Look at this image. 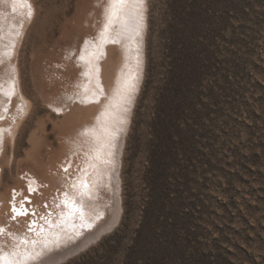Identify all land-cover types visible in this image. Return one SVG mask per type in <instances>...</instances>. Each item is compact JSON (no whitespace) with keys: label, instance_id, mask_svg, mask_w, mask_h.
Masks as SVG:
<instances>
[{"label":"rangeland","instance_id":"obj_1","mask_svg":"<svg viewBox=\"0 0 264 264\" xmlns=\"http://www.w3.org/2000/svg\"><path fill=\"white\" fill-rule=\"evenodd\" d=\"M103 1L33 0L17 53L31 110L0 160V199L72 156L89 121L72 101L76 56ZM146 1L121 216L58 264H264V0Z\"/></svg>","mask_w":264,"mask_h":264},{"label":"bare ground","instance_id":"obj_2","mask_svg":"<svg viewBox=\"0 0 264 264\" xmlns=\"http://www.w3.org/2000/svg\"><path fill=\"white\" fill-rule=\"evenodd\" d=\"M31 4L33 15L30 20L25 18L23 28H20L21 17L10 11V0H0V53H11L10 56L0 55L3 60V63L0 62V89L3 90L0 91V117H3L0 119V130H4L0 138V160L7 142L15 144L23 113L31 110L28 105L30 101L22 90L17 63V53L26 27L34 20L33 0ZM101 5L104 17L94 36L90 37L76 56L79 65L77 70L81 75L76 81L79 90L73 95L72 101L76 99L78 105L84 108L80 110L77 106L81 113L84 112L81 121L84 122L83 116L90 119L82 126L75 123L80 128L77 138L71 140L77 141L72 145V156L57 162L54 170L48 171L44 181H40L43 177L39 180L36 174L30 173L26 187L21 185L8 197L0 199V228L4 229L0 233V252L10 253L15 250L22 254L27 251L35 255L41 252L44 243L48 244L50 251L31 261V264L64 262L69 256L87 247L92 240L111 230L119 221L123 209L122 159L132 109L145 71L144 27L148 20V5L144 0L143 18L138 21V34L136 22H129L123 27L120 23H115L109 27L104 37L100 34L107 22L108 0L101 2ZM17 32L20 34L16 35ZM112 40L118 42L112 43ZM81 56L84 57L83 60L80 59ZM126 85L134 87L125 92ZM9 90L14 91L11 97L4 95ZM118 93L125 96V101H120ZM71 105L72 103L67 107L70 108ZM56 109L62 110L64 114L67 112L63 106H56ZM72 113L69 112L70 115ZM80 114L74 117L78 119ZM85 130L89 131L86 133ZM65 199L74 202L81 211L69 217L70 208L65 206ZM21 201L24 202L23 209L27 210L28 215L13 219L15 213L12 208L15 206L20 209ZM61 213L64 214L63 217ZM41 217L58 226L49 227ZM33 220L36 221L35 224L32 223ZM23 240H27L28 244H23ZM33 240L37 241L35 245L31 243Z\"/></svg>","mask_w":264,"mask_h":264},{"label":"snow or ice","instance_id":"obj_3","mask_svg":"<svg viewBox=\"0 0 264 264\" xmlns=\"http://www.w3.org/2000/svg\"><path fill=\"white\" fill-rule=\"evenodd\" d=\"M11 3V10L13 13L18 14L21 17V23L20 28H23V20L27 18L28 20L31 19L33 15V9L31 0H10ZM144 5V0H108V7L106 9V18L107 22L104 24V30L101 32V37H104L107 33L109 27L112 24L120 23L123 26H126L129 22H136V29L138 34L139 29V20H142L143 18V12L142 8ZM20 33L17 32L16 35H19ZM2 39V37H0ZM112 43H117V40H112ZM10 43H12L10 41ZM14 47V44H13ZM9 52L0 53V55H7L10 56ZM81 60L84 59L83 56L80 57ZM2 62V61H0ZM87 74V73H85ZM132 85H126L125 86V92L131 91ZM0 91H3L0 89ZM14 94L13 90H9L8 92H4V95H7L11 97ZM120 101H125V96L123 94H119ZM119 106V105H117ZM5 112L7 111V108L4 109ZM0 119H3V117H0ZM4 130H0V138H2V132ZM89 130H85L87 133ZM29 191H32V189H29ZM27 199V198H25ZM23 201H21V208L18 209L15 206H13L12 211L15 213L13 216V219L16 218V216H26L28 215V212L26 209H23ZM65 206L70 208V211L68 213V216L71 217L75 212H80L81 209L76 207L74 202H70L69 200L65 199L64 201ZM59 207V205L57 206ZM63 213H61V216L63 217ZM81 217H83V213L81 212ZM42 220L45 221L46 224H48L49 227H56L58 225H53L50 220H47L45 217H41ZM33 224L36 223L35 220L32 221ZM31 231V229H29ZM41 230H43V226L41 225ZM4 232L3 228H0V233ZM23 244H28L27 240L22 241ZM33 245L37 243V241L33 240L31 241ZM58 246V245H57ZM47 251H50L48 248V244L44 243L43 248L40 253H37L33 255L32 253H29L25 251L24 253H19L15 250H13L10 253H4L0 252V264H31V261H34L41 256H43ZM22 257V258H21Z\"/></svg>","mask_w":264,"mask_h":264}]
</instances>
